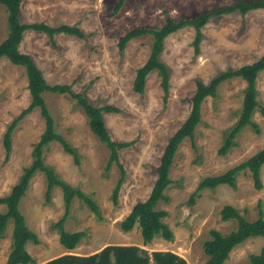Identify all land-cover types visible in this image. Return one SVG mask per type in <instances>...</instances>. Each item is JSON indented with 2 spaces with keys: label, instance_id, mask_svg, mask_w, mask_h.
<instances>
[{
  "label": "rangeland",
  "instance_id": "1",
  "mask_svg": "<svg viewBox=\"0 0 264 264\" xmlns=\"http://www.w3.org/2000/svg\"><path fill=\"white\" fill-rule=\"evenodd\" d=\"M118 1L21 0L20 4L22 24L76 26L84 33L83 39L63 34L49 38L28 30L23 33L19 50L31 56L48 85H70L73 93H83L93 106L116 108L117 113H103L105 127L113 141L131 144L118 152L124 176L114 205L111 194L120 170L115 163L106 170L109 151L90 131L83 110L68 94H43L55 132L77 154L75 162L61 144L51 142L43 150L44 165L60 181L91 198L100 213L97 217L81 200L73 198L64 230L83 231L85 236L71 253L91 255L105 245L132 244L149 254L171 251L187 264H204L207 256L202 244L210 238V231L227 234L236 228L235 221L221 220L220 211L225 205L235 208L248 221L260 215L264 219V166L260 189L254 187L250 173L245 170L237 174L234 188L219 185L204 189L198 192L192 205L188 204L202 179L222 174L264 148V71L256 79L258 107L252 114V125L240 131L224 156L217 151L242 107L245 83L239 78L224 81L214 98L203 101L193 138H186L179 145L169 171L171 183L164 191L167 201H159L155 206L156 210L166 212L162 222L173 233V239L155 237L144 246L139 227L124 232L119 222L134 204L148 197L163 148L190 112L196 82L207 84L220 72L251 64L262 56L264 9L244 16L233 13L211 18L201 29L198 54L193 49L192 27L169 35L160 55L169 73L164 100L156 71L147 76L143 93L132 90L135 71L149 56L152 36L129 41L122 52L117 47L119 38L135 28H159L167 18L175 22L189 20L204 10L232 5L237 0H123L121 8L114 12ZM7 33V12L0 5V43ZM29 102L25 70L1 59L0 197L10 192L23 168L31 163L33 145L44 128L40 111L35 108L15 126L10 138L11 151L5 159L4 133ZM45 190V176L37 172L18 203L26 227L39 240L38 245L25 244L34 264L66 253L53 228L64 212L62 192L54 187L50 200L46 201ZM5 209L0 204V212ZM11 234L9 221L0 239V264H5L11 249ZM263 244L262 237L246 240L230 252L224 264H249V255L257 254Z\"/></svg>",
  "mask_w": 264,
  "mask_h": 264
},
{
  "label": "trees",
  "instance_id": "2",
  "mask_svg": "<svg viewBox=\"0 0 264 264\" xmlns=\"http://www.w3.org/2000/svg\"><path fill=\"white\" fill-rule=\"evenodd\" d=\"M123 0H119L114 12H117L122 6ZM21 0H0V5L7 12L8 33L6 38L0 43V60L5 58L11 64L22 67L25 70L27 79V90L30 97L28 106L21 110L15 119L7 127L3 136V146L5 149V159L8 158L11 151V134L26 115L30 114L35 108L40 111V116L44 121L43 131L38 141L33 145L31 151V163L24 167L22 173L12 187L10 192L0 197V204L5 206V212H0V239L9 221L12 222V243L11 250L7 256L5 264H34L31 255L26 251L25 244L31 242L34 245L39 244L37 236L31 232L25 225L24 217L19 211L18 203L25 195L29 181L37 172L44 174L46 179L45 199L50 200L51 191L54 187H59L62 192V202L64 212L61 218L55 223L54 230L58 233V242L65 249V254L51 259L43 264H187L186 260L171 251H153L150 254L143 248L135 245H107L100 251L88 256H79L71 253L76 248L81 239L85 236L83 231L66 232L64 223L69 213L73 198L81 200L88 209L97 217H100L99 209L91 198L82 192L74 189L69 184L60 181L54 171L44 165L43 150L51 142L61 144L63 150L72 155L77 162L76 151L59 136L54 129V121L47 109L43 99L44 93L68 94L76 101L88 122V127L92 134L109 151L106 162V170L115 163L120 170V177L117 180L111 194V200L114 205L117 204L118 194L123 183L124 170L119 164L118 152L130 146V143L113 141L105 127L103 113H117L116 108L105 106L95 107L84 97L83 93H73L70 85H48L43 74L36 66L31 56L23 54L19 50L23 33L33 31L42 33L49 38L55 35L63 34L75 36L79 39L85 37L84 33L76 26L60 25L51 27L45 23L22 24L20 21ZM264 9V0H237L232 5L218 7L214 10H204L192 19H181L177 22L167 18L166 22L159 28L143 29L135 28L126 32L119 38L117 47L122 52L126 44L138 37L151 35L152 44L150 53L145 63L136 69L132 90L141 94L147 76L156 71L161 79L160 87L163 92V99H166L168 93L169 73L166 65L161 62L160 55L163 50L164 40L172 33L177 32L187 26L195 31L193 39V49L195 54L199 52V45L202 40L201 29L211 18H218L223 15L238 13L242 16L253 10ZM264 71V53L260 58L251 64L243 65L237 69H227L217 74L207 84L201 81L196 82L195 91L191 98V109L180 127L167 140L159 164L155 170L156 179L144 201L133 205L130 212L119 222V228L124 232L131 231L135 226L139 227L143 245L149 244L155 237H161L165 241L173 239V233L166 224L162 222L166 217L164 210H156L155 206L159 201H167L164 191L171 183L169 171L173 163L174 156L181 142L188 138L192 139L194 131L200 122L201 105L208 98H214L218 86L229 79L239 78L245 83L242 107L235 125L227 131L222 146L217 153L224 156L232 147L234 138L247 125H252L251 117L254 110L258 107L256 100V79L260 72ZM264 113V109H262ZM264 166V148L258 150L245 161L229 168L224 173L210 176L202 179L196 190L189 197L188 204L192 205L198 192L204 189H214L219 185L235 187V180L238 173L247 170L252 178L256 189L261 187L260 172ZM220 216L222 221L233 220L236 222V228L227 234H221L216 230L210 231V238L203 242V253L207 256L204 264H224L228 259L230 252L246 240L255 237L264 238V219L260 215L256 220L248 221L239 212L230 205H225ZM249 264H264V244L257 254H251L248 257Z\"/></svg>",
  "mask_w": 264,
  "mask_h": 264
},
{
  "label": "crops",
  "instance_id": "3",
  "mask_svg": "<svg viewBox=\"0 0 264 264\" xmlns=\"http://www.w3.org/2000/svg\"><path fill=\"white\" fill-rule=\"evenodd\" d=\"M109 245H112V244H109ZM114 245V244H113ZM122 245H132V244H122ZM105 246H107V245H105ZM105 246H103L102 248H104ZM136 246V245H135ZM139 247V246H138ZM102 248H100L98 251H100ZM11 250V249H10ZM97 251V252H98ZM10 252V251H9ZM9 254V253H8ZM76 255H79V256H88V255H90V254H76ZM45 263V262H44ZM43 264V263H42Z\"/></svg>",
  "mask_w": 264,
  "mask_h": 264
}]
</instances>
